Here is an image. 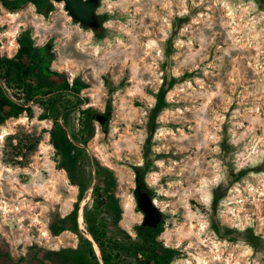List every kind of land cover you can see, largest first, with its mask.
<instances>
[{
    "label": "rangeland",
    "instance_id": "1",
    "mask_svg": "<svg viewBox=\"0 0 264 264\" xmlns=\"http://www.w3.org/2000/svg\"><path fill=\"white\" fill-rule=\"evenodd\" d=\"M53 4L47 15L29 0L0 5V50L13 56L29 32L51 43L52 68L89 82L83 107L105 110L113 96L108 131L97 125L88 148L115 171L121 225L135 236L144 220L130 165L144 160L156 93L176 77L146 174L164 214L159 239L177 250L173 264H264V0H99V35ZM34 110L0 126V264L78 240L48 228L78 189L56 166L52 120Z\"/></svg>",
    "mask_w": 264,
    "mask_h": 264
},
{
    "label": "trees",
    "instance_id": "2",
    "mask_svg": "<svg viewBox=\"0 0 264 264\" xmlns=\"http://www.w3.org/2000/svg\"><path fill=\"white\" fill-rule=\"evenodd\" d=\"M29 1L42 14L47 15L54 9L53 0ZM26 2L0 0V5L16 11ZM94 32L101 33L100 30ZM18 43L13 56L4 55L0 50V126L23 113L33 118L34 106L40 108L38 119H50L53 123L48 131L56 166L66 172L69 183L78 189L72 210L66 215H55L48 225L52 235L64 231L74 233L77 244L46 248L43 253H35L28 264H101L93 242L85 233L97 243L103 264H173L178 257L177 250L159 239L163 221L157 228L137 224L135 236L121 225L124 210L117 196L115 171L90 154L89 141L96 135L97 125L103 132L108 131L114 109L113 96L107 97L105 110L83 107L88 98L81 93L90 84L79 75L71 80L67 71L51 67L55 57L51 43L36 45L29 32L20 33ZM177 82L176 77L170 81L165 79L156 93L148 122L150 132L143 147L144 160L130 165L136 184L148 192L146 174L151 166L150 148L157 130L156 119L169 107L167 93ZM90 189L91 195L83 210L84 231L79 225V209Z\"/></svg>",
    "mask_w": 264,
    "mask_h": 264
},
{
    "label": "water",
    "instance_id": "3",
    "mask_svg": "<svg viewBox=\"0 0 264 264\" xmlns=\"http://www.w3.org/2000/svg\"><path fill=\"white\" fill-rule=\"evenodd\" d=\"M57 2H63L67 11L70 13L72 18L76 19L78 22L83 24L84 26L90 28L91 30H99L101 28L100 21L97 14V9L99 6V0H53ZM92 189H90L89 195L84 200L79 209V225L82 230L83 223V210L86 202L89 200ZM136 201L139 208L144 213V220L142 225L148 226L151 228H157L163 221V212L158 207L156 201L148 191H143L142 186L136 184ZM80 216L82 220L80 221ZM87 238H89L95 247V250L100 258L101 264L103 261L101 259V251L94 241L91 235L85 233Z\"/></svg>",
    "mask_w": 264,
    "mask_h": 264
},
{
    "label": "bare ground",
    "instance_id": "4",
    "mask_svg": "<svg viewBox=\"0 0 264 264\" xmlns=\"http://www.w3.org/2000/svg\"><path fill=\"white\" fill-rule=\"evenodd\" d=\"M82 220V217L80 216V221Z\"/></svg>",
    "mask_w": 264,
    "mask_h": 264
},
{
    "label": "flooded vegetation",
    "instance_id": "5",
    "mask_svg": "<svg viewBox=\"0 0 264 264\" xmlns=\"http://www.w3.org/2000/svg\"><path fill=\"white\" fill-rule=\"evenodd\" d=\"M143 190V189H142ZM144 191V190H143ZM146 191V190H145Z\"/></svg>",
    "mask_w": 264,
    "mask_h": 264
}]
</instances>
